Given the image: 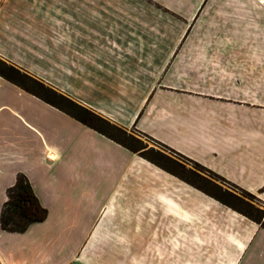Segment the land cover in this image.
<instances>
[{"label":"crops","instance_id":"1","mask_svg":"<svg viewBox=\"0 0 264 264\" xmlns=\"http://www.w3.org/2000/svg\"><path fill=\"white\" fill-rule=\"evenodd\" d=\"M153 1L0 0V58L264 203V0ZM18 174L48 215L0 264H264V229L200 234L174 177L0 78V211Z\"/></svg>","mask_w":264,"mask_h":264},{"label":"trees","instance_id":"2","mask_svg":"<svg viewBox=\"0 0 264 264\" xmlns=\"http://www.w3.org/2000/svg\"><path fill=\"white\" fill-rule=\"evenodd\" d=\"M0 77L6 80L7 82L11 83L12 85L20 88L24 92L36 97L42 102L65 113L66 115L73 118L80 124L101 134L102 136L108 138L109 140L127 149L128 151L134 154H139V156L142 157L143 159L149 161L153 165L161 168L162 170L186 182L190 186L198 189L199 191L205 193L206 195L214 198L223 205L237 211L238 213L242 214L252 222L259 225L260 228L264 229L263 212L254 208H251L253 209L252 211H245L241 208H237L231 202L227 201V198L235 199L241 204H244L245 202H243L238 196L225 192L224 196L226 198L223 196L219 197L214 193L209 192L206 189L200 187L199 185L196 184L194 180L188 177L190 175L195 178H199L196 173H194L192 170L186 171L185 168L180 163H178L176 160L170 158L169 156L161 152L154 151L153 149H148L146 151L140 152L146 147L143 146V143L139 139H137L133 135H128L126 129L110 123L108 120L104 119L100 115L76 103L75 101L70 99L67 95L56 91L51 86L32 77L27 72L21 70L20 68H18L17 66L11 63L2 60L1 58H0ZM61 103L69 105L70 107L73 108V111L67 110L62 106ZM104 127L111 128L117 131L122 135L124 139H120L112 135L111 133L107 132L104 129ZM139 134L144 137H147L141 133ZM149 139L152 140L151 138ZM154 142L161 145L170 152L174 153L175 155L186 159L194 166L205 169L207 172L214 174L215 176H218L215 173L204 168L203 166L199 165L198 163L169 149L168 147L156 141ZM185 173L188 176H186ZM233 186L236 187L235 185ZM236 188L242 193L252 196L251 193L243 189H240L238 187ZM47 215H48L47 209L40 204L28 179L23 174H18L16 176L14 185L6 190V200L3 203L2 209L0 211V228L3 231L10 233H23L28 229V227L31 224L44 221Z\"/></svg>","mask_w":264,"mask_h":264},{"label":"rangeland","instance_id":"3","mask_svg":"<svg viewBox=\"0 0 264 264\" xmlns=\"http://www.w3.org/2000/svg\"><path fill=\"white\" fill-rule=\"evenodd\" d=\"M136 1H140V2L150 4V5H156L158 7H161V5L154 2L153 0H136ZM38 80H40V79H38ZM4 81H6V80H4ZM40 81H42V80H40ZM42 82L45 83L44 81H42ZM7 83H9V82H7ZM9 84H11V83H9ZM61 104L67 110L73 111V108L70 107L69 105L63 104V103H61ZM98 125H100V124H98ZM104 129L107 132L111 133L112 135H114L120 139H124L122 137V135L120 133H118L117 131H115L111 128H107V127H104ZM126 132L128 135H133L134 137L139 139L143 143V146L146 147L145 149L141 150L140 152L146 151L148 149H153L154 151L161 152V153L169 156L170 158L176 160L178 163H180L185 168L186 171L192 170L194 173H196L199 178H195V177L190 176V175L188 176L186 173H185V175L190 177L192 180H194L196 182V184L199 185L200 187L206 189L209 192L214 193L215 195H217L219 197H222V196L225 197L224 196L225 192L236 195L245 203L241 204L240 202H238L237 200L232 199V198H229V199L227 198V201L231 202L235 207L241 208L245 211H252L253 209H251V208H254V209H258L259 211L264 213V204L258 199V197L256 195L252 194V196H249L245 193H242L236 187H234L232 184L226 182L222 178L207 172L205 169L198 168V167L194 166L193 164H191L186 159L175 155L174 153L170 152L169 150L165 149L164 147L155 143L154 141L150 140L149 138L140 135L134 128L126 129ZM136 155L139 156V154H136ZM147 162H149V161H147ZM150 164L153 165L152 163H150ZM153 166H155V165H153ZM155 167L160 169L162 172L166 173L167 175L174 177L178 182H180L182 184L183 189H182V195H181L182 198L181 199L183 200V212L186 213L187 216L193 215V217L196 219V221L194 222L193 228L195 230H198L200 232V234L204 233L203 231L204 230L206 231L208 229H210V230L221 229V227H223L224 221H226V220L232 221L234 219V218H231L229 216V214L239 216L240 218L242 217L246 221L252 222L251 220H249L248 218H246L242 214L231 209L230 207L223 205L219 201H217L214 198L206 195L205 193L199 191L198 189L190 186L189 184H187L186 182H184V181L180 180L179 178L173 176L172 174L162 170L161 168H159L157 166H155ZM167 186H168V184H166V187ZM171 191L165 190V189H159L157 191H151V192H152V195H154V196H157V197L161 196V197H164V199L168 200L171 197V193L174 192V191H172V192ZM191 198H192V202L195 203L194 205H190V203H188V201H191L190 200ZM252 223H254V222H252Z\"/></svg>","mask_w":264,"mask_h":264}]
</instances>
